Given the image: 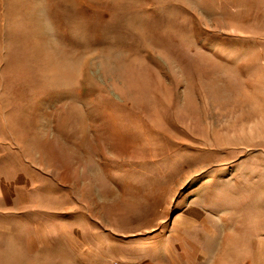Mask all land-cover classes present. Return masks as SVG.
Here are the masks:
<instances>
[{"label": "rangeland", "instance_id": "rangeland-1", "mask_svg": "<svg viewBox=\"0 0 264 264\" xmlns=\"http://www.w3.org/2000/svg\"><path fill=\"white\" fill-rule=\"evenodd\" d=\"M0 264H264V0H0Z\"/></svg>", "mask_w": 264, "mask_h": 264}]
</instances>
